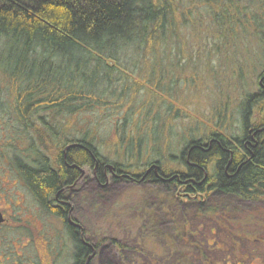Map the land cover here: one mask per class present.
I'll return each instance as SVG.
<instances>
[{"label": "trees", "instance_id": "1", "mask_svg": "<svg viewBox=\"0 0 264 264\" xmlns=\"http://www.w3.org/2000/svg\"><path fill=\"white\" fill-rule=\"evenodd\" d=\"M260 20H264V0H0V85L4 87V93L0 90V111L1 115L10 112L16 122L12 127L16 130L14 141L7 140L2 145L0 142L2 150L5 149L0 158L13 164V160L19 161L25 156L23 151L33 152L34 159L28 164L35 165L17 171L30 185L34 196L46 197L63 184H71L77 170H69L63 164V149L77 141L79 133L70 132L67 117L103 105L125 107V101L129 100L126 93L119 98L113 93L117 87L124 88L129 80L141 90L148 87L132 76L131 73H137L129 70L130 52L142 53V59H146L149 53L165 51L175 53L179 59L184 54L174 43L179 39L187 42L191 34L195 35L203 27L214 29L213 36H226L228 32L234 36L237 26L245 32L250 28L254 32L263 29ZM168 39L174 42L166 47ZM72 65L82 71L81 84L72 77L67 76V80L57 77L67 73ZM93 69L100 75L99 80L89 77L87 72ZM257 78V90L242 100L246 105L239 135H226L219 131L221 126L206 128V132L196 134L184 144L179 155L159 153L157 158L144 160L139 157L132 161L128 156L121 161L109 160L95 152L94 159L91 150L87 149L84 154L76 147L65 152L69 166L74 162L94 167L96 163L100 183L106 181L103 167L111 164L112 175L118 174L113 177L115 180L147 181L151 185L172 187V191L176 186L182 193L173 196L172 192V198L179 209L185 199L190 200L191 213L182 212L179 221L173 223L179 234L172 236L167 231L163 236L168 248L166 262L152 259L153 264H169L172 252L167 246L169 241L175 245L183 241L188 245V250L177 256L179 264L197 261L242 264L248 255L242 253L241 246L249 241L264 242L262 214L233 216L235 211L229 203L212 198L220 194L264 206V67ZM101 85L103 92L96 93ZM131 112L129 109L123 120L117 121L118 133L124 134L121 142L133 136L128 134V129L139 131L142 116L134 124L129 117ZM74 129L97 133L94 125ZM141 143L146 145V141ZM94 145L97 144L91 139L88 146ZM52 148H58L53 161L63 165V169L40 165L39 158L48 155ZM145 200L144 197L138 206L133 198L124 204L117 203L109 214L111 217H106V221L113 218L114 222L102 223L111 228L120 225L124 234H128L124 238L108 239L117 248L120 264H138L126 252L131 244H144L143 229L146 233L149 227L147 234L152 233L158 242V233L151 230L157 223V215L145 210ZM99 202L84 195L82 205L95 215L103 207ZM261 213L264 214V208ZM81 223L86 236L97 233L87 228L86 222ZM208 229L212 234L213 230L219 233L220 244L214 243L217 248L213 253L210 250L213 244L208 238L203 239ZM67 235L71 264H85L92 249L96 256L87 264H94L102 244L107 241V237H99L97 241L91 238V249L79 241L75 229ZM76 250L83 251L81 261L77 255L74 260Z\"/></svg>", "mask_w": 264, "mask_h": 264}, {"label": "rangeland", "instance_id": "2", "mask_svg": "<svg viewBox=\"0 0 264 264\" xmlns=\"http://www.w3.org/2000/svg\"><path fill=\"white\" fill-rule=\"evenodd\" d=\"M259 22L264 25V20ZM235 29L234 36L228 32L226 36L218 37L213 36V33H216L214 29L203 27L195 35L191 34L187 42L179 39L174 43L182 49L184 54L179 59L175 53L165 51L149 53L146 59H142V53L130 52L129 70L137 73H131L132 76H135L139 82L148 84V87L141 90L132 80L127 81L123 85L126 91L123 87H117L113 93L115 98L126 93L129 100L125 101V107L116 106V104L103 105L73 113L67 117L68 129L80 135L83 131L74 128L83 126L92 128L94 125L97 130L95 142L100 155L109 160L119 161L127 159V156L133 161L139 157L143 160L157 158L159 153L167 156L179 155L183 144L196 134L206 132V128L221 126L222 128L218 127L219 131L226 135L230 133L239 135L246 105L242 100L248 93L257 90V75L264 67V27L257 32H254L253 28L245 32L240 26ZM172 42H174L173 39H168L166 47ZM79 57L76 56V58ZM70 68L67 73L57 74V77H63V80H67V76L72 77L81 84L79 76L82 71L74 65ZM94 70L87 73L91 79L99 80L100 75L97 76ZM100 87L96 93L103 92L102 85ZM2 89L4 87L0 85V90L4 93ZM110 96L113 98L112 94ZM129 109L132 110L129 114L132 123L138 122L142 116L141 125L138 132L135 129H128V134L135 136L125 138L121 142L120 138L124 134L118 133L117 121H122ZM14 124H16L15 118L10 112L1 115L0 111L1 145L7 140L14 141L16 133V130L12 128ZM142 141H146V145L142 146ZM17 151L20 153V150L17 149ZM57 152L58 148L57 150L52 148L48 156L53 160ZM2 162L4 170L0 171V207L8 220L0 227V264H71L68 241L56 261L51 254V243L56 240V233L61 223L54 217L47 216L44 224H40L39 228L32 225L33 217L40 213V210L36 211L35 202L25 187L20 183L14 185L12 180L4 175L8 167H11L9 168L11 172H15L14 165L12 163L8 165L5 160ZM82 169L83 177L78 184L81 193L73 200L76 206L80 204L76 216L80 221L86 222L87 228L97 232L91 234L94 241H97L99 237H107L94 264H120L121 258L117 248L108 239L124 238L128 234H124L120 225L111 228L102 223L106 221V217H111L109 214L114 211L117 203L124 204L126 200L131 201L133 198L138 206L144 197L146 198L145 210L157 215V223L152 225L151 230L155 229L154 232L158 233V242L154 240L152 233L147 234L149 227L146 228V233L143 229L144 244L138 246L131 244L126 255H131L133 262L138 264H153L152 259L166 262L165 250L168 248L164 244L163 236L167 231L172 236L179 234L178 228L173 226V223L179 221L182 212L189 214L192 211L193 205L190 200L185 199L184 205L179 209L172 198V192L174 196L181 194L182 190L175 186L172 191V187L151 185L147 181L134 183L124 179L113 180L112 171L106 172V180H109L101 186L94 167L88 166ZM84 195L97 199L103 206L102 209L98 208V213L95 215L86 211L85 205H82ZM212 198L220 203H229L230 209L235 211L233 216L244 213H258L264 216L261 213L264 208L262 203L244 202L220 194ZM106 222L114 221L111 218ZM40 228H42L41 231ZM213 231L212 234L208 229L207 235L203 238H208V241L213 244L210 247L212 253L217 248L214 243L220 244L219 233L216 230ZM99 232L103 235L101 236ZM151 237L153 239L149 243L148 239ZM249 243L241 246L242 253L248 255L242 264H264V242L252 244L249 241ZM167 246L172 250L169 264H179L177 256H182L185 250H188V245L183 241L181 245L179 243L175 245L169 241ZM20 253L24 255L22 263L18 261ZM195 264L200 262L197 261Z\"/></svg>", "mask_w": 264, "mask_h": 264}, {"label": "flooded vegetation", "instance_id": "3", "mask_svg": "<svg viewBox=\"0 0 264 264\" xmlns=\"http://www.w3.org/2000/svg\"><path fill=\"white\" fill-rule=\"evenodd\" d=\"M0 150H2V147H0ZM65 152L66 150L63 149L64 157L66 155ZM0 154L2 153L0 152ZM45 156L49 160L51 159V157H49L48 155H45ZM1 158H0V171L4 170V165H3ZM63 163L65 166L66 165L69 166L68 163L66 164L64 159H63ZM34 165L35 164L32 165L31 163V166H34ZM69 167H72L73 169L77 170L76 175L73 177L72 183L68 185H63L62 188L57 189L53 193H49L46 197L45 196L43 197L41 195L34 196V194L32 193V190L29 187L30 185L19 176L16 168H13L15 172H11L9 170V168L11 167H8L4 173V175L8 177V179L12 180L14 185L20 183L23 187H25L27 193L32 196V199L35 202V205L37 207L36 211L40 210V213H37L36 216L33 217L34 218L33 219L34 222L32 224L33 226H35L36 228H39L40 224L41 225L44 224L47 216L54 217L56 220H58L61 223V226L58 227V231L56 233V240L53 243H51L52 244L51 254L54 256L55 261L61 255L62 249L66 246V242L68 241L67 233L72 232V230L75 229L76 233L78 234V228L80 227L77 224L82 225L81 221L76 216V213L80 209V204L75 206L73 204V200L74 198L78 197V195L81 193V190L78 189V184H79V181L83 177L81 176V174L83 173L82 167L84 166H79V165L71 166L70 165ZM103 169H104L103 175L104 177H106L107 176L106 172L107 171L111 172V170L107 165L104 166ZM94 170L97 176V164L96 163L94 165ZM111 174L113 173L111 172ZM52 207H53V210H52ZM0 211L4 217V221L0 223V227H1V225L4 224L8 219L4 216V212L1 210V207H0ZM41 230L42 228H40V231ZM78 238H79V241L81 242V238H82L81 232L78 234ZM18 257H19L18 261L20 263L24 262V255L22 253H20ZM37 261H39L38 257H37Z\"/></svg>", "mask_w": 264, "mask_h": 264}, {"label": "bare ground", "instance_id": "4", "mask_svg": "<svg viewBox=\"0 0 264 264\" xmlns=\"http://www.w3.org/2000/svg\"><path fill=\"white\" fill-rule=\"evenodd\" d=\"M97 137V135L95 134V131H94V134L92 135V134H90V132H82V133H80V135H78V140L77 141H74V142H72V143H69L68 145H65V147H64V150H66V151H69L70 149H72V148H74V147H76V148H80L79 150H80V152L81 153H84V154H86V151H90L91 150V155L94 157V159H96V157H95V154H94V152L95 153H98V154H100L99 153V150H98V145H94V146H92V147H89L88 145H89V142H90V140L91 139H93V144L95 143L96 144V142L95 141H97V139L94 141V138L93 137ZM192 138V137H191ZM190 138V139H191ZM189 139V140H190ZM82 140H84V142L82 141ZM188 140V141H189ZM187 141V142H188ZM187 142H185L184 144H186ZM183 144V145H184ZM88 149V150H87ZM72 151V153H73V151H76V150H71ZM22 153H25V154H23V155H25V156H23L22 158H20L19 159V161H16V160H13V165H14V167L15 168H17L16 170H18L19 172H20V170L21 169H23V168H25L26 166L28 167H31L29 164H28V162H30V160H32V159H34V154H33V152H28V153H26V152H22ZM68 155L66 154L65 155V157H64V160H65V162H66V164L68 163L69 164V160H68ZM27 161V162H26ZM71 162V161H70ZM39 163H40V165L41 164H44V166H46V167H51V168H56V169H63L64 168V166L63 165H61V164H57V163H55L52 159H48L47 157H45L44 155H42L40 158H39ZM57 164V165H56ZM64 164V163H63ZM76 164L74 163V162H72L71 163V166H75ZM69 167V166H68ZM67 169H69V170H74L72 167H70V168H67ZM22 175H23V173H22ZM114 176H116V177H118V174H115V175H112V179H113V177ZM121 176V175H120ZM119 176V177H120ZM20 177L23 179V177L20 175ZM47 178V177H46ZM109 180V179H108ZM108 180H106L105 181V183L103 184V183H101V186H103V185H105L106 183H107V181ZM113 180H115V179H113ZM118 180V179H117ZM64 185V184H63ZM63 185L61 186V188L63 187ZM67 192V191H66ZM80 228H78V234L81 232V236H82V238H81V242H85L89 247H91V249H92V247H93V239L91 240V238L92 237H90V236H86L85 235V229H84V227L81 225V224H77ZM94 249H92V251H93ZM91 251V253L89 254V256L87 257V259H86V262L87 261H89V260H91L92 258H94L95 256H96V251H93L92 252ZM76 255L78 256V260L79 261H81L82 259H83V251L82 250H76L75 251V261H76Z\"/></svg>", "mask_w": 264, "mask_h": 264}, {"label": "water", "instance_id": "5", "mask_svg": "<svg viewBox=\"0 0 264 264\" xmlns=\"http://www.w3.org/2000/svg\"><path fill=\"white\" fill-rule=\"evenodd\" d=\"M108 167L110 168V170L113 172V170H114V166L113 165H111V164H108ZM155 168H157V165H155ZM4 221V217H3V214L1 213V211H0V223H2ZM88 263V261L85 263V264H87Z\"/></svg>", "mask_w": 264, "mask_h": 264}]
</instances>
